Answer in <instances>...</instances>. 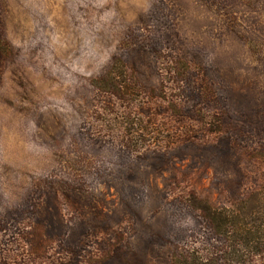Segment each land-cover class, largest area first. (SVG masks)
Returning a JSON list of instances; mask_svg holds the SVG:
<instances>
[{
    "label": "rangeland",
    "instance_id": "obj_1",
    "mask_svg": "<svg viewBox=\"0 0 264 264\" xmlns=\"http://www.w3.org/2000/svg\"><path fill=\"white\" fill-rule=\"evenodd\" d=\"M263 197L264 0H0V264H227Z\"/></svg>",
    "mask_w": 264,
    "mask_h": 264
},
{
    "label": "trees",
    "instance_id": "obj_2",
    "mask_svg": "<svg viewBox=\"0 0 264 264\" xmlns=\"http://www.w3.org/2000/svg\"><path fill=\"white\" fill-rule=\"evenodd\" d=\"M261 200H264V197ZM201 212L215 231L226 238L227 264H247L245 252H264V240L259 235L264 234V215L255 214L251 207L246 208L240 221L241 226L238 227L236 209L217 208L207 204L201 208Z\"/></svg>",
    "mask_w": 264,
    "mask_h": 264
}]
</instances>
